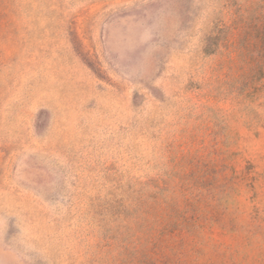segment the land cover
Instances as JSON below:
<instances>
[{"label":"rangeland","instance_id":"374dc122","mask_svg":"<svg viewBox=\"0 0 264 264\" xmlns=\"http://www.w3.org/2000/svg\"><path fill=\"white\" fill-rule=\"evenodd\" d=\"M0 264H264V0H0Z\"/></svg>","mask_w":264,"mask_h":264}]
</instances>
